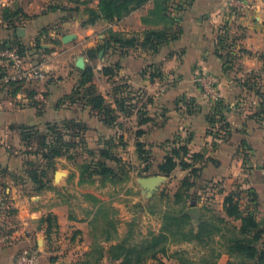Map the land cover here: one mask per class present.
<instances>
[{
    "label": "crops",
    "instance_id": "obj_1",
    "mask_svg": "<svg viewBox=\"0 0 264 264\" xmlns=\"http://www.w3.org/2000/svg\"><path fill=\"white\" fill-rule=\"evenodd\" d=\"M63 6L55 4L42 12L30 6L24 11L25 24L16 27L1 20L0 44L18 38L25 46H35L37 41L59 38L58 31L76 26L64 19L68 8ZM117 24L122 25L123 39L132 36L136 42L116 47L120 72L115 98L100 90L116 111V131L103 121L99 127L103 135L110 137L114 131L126 144L123 160L134 161L144 175L159 173L172 191L157 189L155 184L140 185L146 176L135 178V187L132 177V197L125 191L121 195L129 201L102 200L94 205L87 199L73 200L78 191L67 184V171L51 197L11 196L19 228L3 237L11 241L0 247V264H15L19 253L31 246L40 248V264H90L93 255L100 256L98 264H123V257L112 259L113 247L132 248L160 235L164 252L157 256L164 264H259L234 250L232 243L240 237L242 221L226 214L224 201L240 189V210L255 212L258 228L254 232L262 231L257 248L264 249V0H147ZM18 29H24L23 38ZM147 31L164 32L166 40L143 45ZM66 35L75 38L76 33L61 36L64 47ZM56 44L57 40L41 43L42 54L26 55L48 78L42 90L33 93L42 108L40 114L29 106H16L25 95L0 81L6 86L0 89V128L77 118V105L64 100L78 79L70 76L66 49L58 51ZM45 47L50 50L45 52ZM40 55L38 63L35 56ZM10 71L0 59V74ZM200 75L217 79V101L201 88ZM21 107L32 115L21 112ZM180 147H186L188 154H181L169 176L163 175L160 165ZM181 159L191 168H182ZM192 169L199 172L195 185L181 190L177 199L181 182L192 175ZM80 176L76 173V186ZM164 192L169 199L161 203L159 199L167 198ZM139 209L146 232L139 233L137 227L138 239L128 226L140 225ZM48 215L55 219L49 233L44 222ZM34 223L40 226L35 228ZM204 225L211 228L209 236H198Z\"/></svg>",
    "mask_w": 264,
    "mask_h": 264
},
{
    "label": "rangeland",
    "instance_id": "obj_2",
    "mask_svg": "<svg viewBox=\"0 0 264 264\" xmlns=\"http://www.w3.org/2000/svg\"><path fill=\"white\" fill-rule=\"evenodd\" d=\"M99 2L100 0H0V21H4L5 17L3 7H7L9 9L10 19L8 22H12L14 27H16L25 24L28 18L24 17V11L29 9L30 6H34L35 11L42 12L44 9L47 10L52 5L59 3H64V5L66 4V6L63 7L68 8V12L66 13L64 19L69 20L71 23L74 22L76 25L75 28L70 26L67 29L58 31L59 38L53 36L51 37V41L49 39H45L43 42L38 41V46H25L24 52H27L26 55L30 54L31 57L33 55L42 54L38 51L41 43L50 44L54 40H57L56 48H58V51L66 49L67 58L65 59L69 60L68 64L71 68L70 76H74L75 80L78 79L79 82L82 75L81 71L89 69L92 72L93 82L96 83L95 86L97 87V90L99 92L100 90H107L110 96L115 98L118 87L117 75H119L120 69H118L117 65L118 50L114 45L113 40L116 37H123L121 35L122 25L119 26L117 21L108 23L100 20L94 26H82V23L87 21L89 18L87 15L88 9H97ZM73 31L76 33V37L73 41H69L67 45L68 47L65 46V48L62 46L60 38L62 35L70 34ZM126 38L132 39V36H128ZM34 49L38 52L34 53ZM45 50L49 51L50 48L45 47ZM41 57V55L35 56V60L39 63ZM78 62L83 64V68L78 67ZM103 69L110 70V73H108L109 76H103ZM47 79L48 78L45 75L44 79L41 81H36L30 84L20 83L16 86H10L11 91L19 88L22 94L25 95L21 97L19 102L16 103V106H29V108H34L37 113L40 114L42 108L40 107V103H37L36 96L33 93H36L37 89L41 91L43 85L47 83ZM5 84L9 86L8 83ZM5 87L6 86L4 84L0 85L1 90ZM77 87L78 83L76 84L73 92L77 89ZM72 94L70 97L68 96L69 100H64V103L67 105L69 104L71 97L81 99V96ZM24 99H27L26 102H24ZM76 105L78 113L75 120L85 123L88 127L87 132H84L85 143L83 142L82 144L80 142L82 141L81 136L71 138L67 137L66 139L72 141L73 143L75 142L76 146L71 148L70 152L66 156L57 158L51 162H46V160L40 157V148L37 145V139L39 137H36L35 135L37 133L38 135L46 134L48 132V124H54L53 122L38 126H11L0 128V247H7L11 240L3 237L8 235L9 232L16 230V227L19 228L17 224L18 220L15 214L16 208L11 204V196L13 198V195L15 194L20 195L22 198H26L27 200H31V198L37 194H46V196L51 197L55 194L57 186L60 183L59 181H61V177L67 175V171H69L70 174H68L67 184L72 185L75 190L78 191V196L76 195L73 198L74 201H77L76 198L78 197L79 200L87 199L94 205L98 204L99 201L102 200L115 202L119 199V201L122 200L123 202V200H130V198H124L121 196L123 191H125L126 196L132 197V193L130 194L129 190H131L133 186L136 187L138 183H140V185L146 183V180L144 179L143 181L141 180V182L137 183L135 178L138 176H146L147 178L145 179L152 178V176L144 175L142 173L144 169L141 170V166L138 168V166L134 164V161L122 159V148L124 147H116L118 138L115 136L114 131H116L117 125H114L115 127H107L114 130L112 132L114 134L107 137L108 134L103 135L99 127V122L104 121V118L97 115L96 112H91L84 100H81L80 103H77ZM20 110H22L21 112H27L32 115L31 112L27 111L26 107H21ZM114 116H116V114H114ZM62 123L57 124L61 125ZM104 131L106 132V130ZM32 133L35 135L32 136L31 140H23V135H32ZM111 139L116 140V143L114 144V146H116L111 148V153L114 156H118L122 160L119 164L100 158V149L108 147L105 142ZM98 161H105L106 164L116 172L120 169H124L126 173L118 179H113L112 177L103 179L96 176L92 179H85L82 181L80 176L81 180L76 186V173L81 175L82 166H94ZM42 171H45L47 174V176L41 177L42 185L41 183H34L31 176L34 175V173L40 175ZM125 176L127 179H124ZM132 177L133 186H131L132 184H129ZM155 177H159V173L156 174ZM153 182L157 185V189L172 191L169 188V183L165 182L163 179L153 180ZM239 190L240 189H238V191ZM89 191L92 193L89 194ZM85 193H87V197L84 196ZM164 193L166 194V192ZM166 196L167 198H161L158 201L163 203L165 200L169 199L167 194ZM136 215H138L137 218L140 225H131L128 226V229L130 228L133 230L135 235H137L136 237L139 239V234L136 231L137 227H140L138 231L141 234L146 231L141 225L143 222L142 211L139 209L136 212ZM39 226L40 223H34L35 228H38ZM97 230L99 232L102 231L101 224H98ZM106 230L111 231L110 228H106ZM134 240L137 239L134 238ZM99 260L100 256L97 255H93L88 259L90 264H98Z\"/></svg>",
    "mask_w": 264,
    "mask_h": 264
},
{
    "label": "trees",
    "instance_id": "obj_3",
    "mask_svg": "<svg viewBox=\"0 0 264 264\" xmlns=\"http://www.w3.org/2000/svg\"><path fill=\"white\" fill-rule=\"evenodd\" d=\"M146 2L147 0H100L97 9H88L87 15L89 18L87 21L82 23V26H94L100 20L108 23L119 21L122 18L128 16L134 10L140 8ZM3 10L5 13L4 21L8 26L14 27V24L12 22H8L10 19L9 9L5 7ZM24 17L28 18L27 15H24ZM164 40H166V34L164 32L147 31L144 34L143 45H153L155 42L159 43L163 42ZM135 42V39H123L120 37H116L113 40V43L116 47L117 45H121L122 47H131L134 45ZM2 45L4 47L6 45L18 46L20 52L26 56L27 52H24L25 45L18 38H16L15 41L10 43H2ZM36 45L38 46V41ZM38 50H43L40 45ZM44 51L47 52L48 50ZM81 72L82 75L80 81L78 82V87L72 94L81 96V99L71 97L69 104H77L80 103L81 100H84L86 105L90 108L91 112H96L97 115H100L104 118L103 122L107 127H115L114 125H117V116H114V114H116L115 109L112 108L111 104L107 103L102 94L97 90V87L93 84L92 72L89 69H86ZM103 73L105 76H109L108 73H110V70L103 69ZM5 74L6 73L0 74V78H2V76ZM19 84L20 83H10L9 85L16 86ZM19 90V88L15 89V91ZM66 99H68V97ZM115 103L118 104L116 99ZM47 129L48 132L44 135H38V133L36 135L33 133L32 135L25 134L23 135V140L29 141L32 139L33 135L39 137L37 139V145L40 148L39 155L40 157H42V159L46 160V162H51L57 158L66 156L70 152L71 148H74L76 146L75 142L73 143L72 141L67 140V137L71 138L81 136L82 141L80 142L82 144L83 142L85 143L84 132H87L88 127L85 123H81L76 120H69L64 121L61 125L57 123L48 124ZM213 132L214 131L212 130V133ZM115 143V139L106 141L105 144L108 147L100 149V158H104L106 161L108 160L119 164L122 162V160L118 156L112 155L111 148L115 147L116 145V147H125L126 144L120 139L114 146ZM137 149L140 153H143V151H141L142 145L138 144ZM181 154H183V156L187 155L188 149L186 147H180L176 150L174 149L171 154L166 156L163 164L160 165V172L163 175L169 176L176 168L177 159H180ZM194 159H197V157H194ZM180 165L182 168L185 169L191 168V165L186 163L184 159H181ZM125 173L126 171L124 169H120L116 172L114 171V169L108 166L105 161H98L94 166H82L81 179L83 181L85 179H92L96 176H99L103 179H108L109 177H112L113 179H118L121 176L125 175ZM45 176H47L46 172L42 171L40 175L34 173V175H32L31 177L34 183H41L42 185L41 177ZM126 176L124 177V179H127ZM198 176V170L192 169V175L188 178H185L181 182L180 190L176 195L177 199H180L182 195L181 190H188L195 185V180ZM239 198L240 192L234 191L230 193L224 201V209L226 214L229 217L241 219L242 221V225L239 230L240 237L233 240V248L235 251L244 254L248 259L256 260L259 264H264V249L259 250L257 248V245L262 238V231L254 232V230L258 228L256 214L253 211L245 212L240 210ZM249 199L251 200V196L249 197ZM184 218L187 219L186 215ZM54 221L55 219L52 215H48L44 219V222H47L48 224V233L53 228ZM210 231V226L204 225L201 228V232L204 235L199 234L198 236H209ZM163 242L164 238L162 235H160L154 240L143 242L142 244L132 248H126L125 246L118 245L111 249V257L113 260L123 257V264H164L163 261L157 256L158 253L164 252V247L162 246L160 248Z\"/></svg>",
    "mask_w": 264,
    "mask_h": 264
},
{
    "label": "built area",
    "instance_id": "obj_4",
    "mask_svg": "<svg viewBox=\"0 0 264 264\" xmlns=\"http://www.w3.org/2000/svg\"><path fill=\"white\" fill-rule=\"evenodd\" d=\"M0 59L6 61L11 68L10 72L0 78L3 83L30 84L44 79V71L23 55L18 46L6 45L4 47L0 44ZM197 81L211 100L217 101L219 99L215 77L200 75ZM40 253L38 246L24 248L17 256L15 264H40Z\"/></svg>",
    "mask_w": 264,
    "mask_h": 264
},
{
    "label": "water",
    "instance_id": "obj_5",
    "mask_svg": "<svg viewBox=\"0 0 264 264\" xmlns=\"http://www.w3.org/2000/svg\"><path fill=\"white\" fill-rule=\"evenodd\" d=\"M18 36L20 38L24 37V29H18ZM73 39H74L73 36L68 35V36H65L63 38V42L68 43L69 41H72ZM77 65H78V67L83 68V64L81 62H78ZM157 179H161V177H152V178H148V179H144V180H146V184L152 185V184H154L153 180H157Z\"/></svg>",
    "mask_w": 264,
    "mask_h": 264
}]
</instances>
